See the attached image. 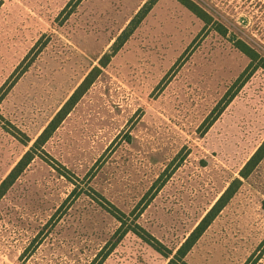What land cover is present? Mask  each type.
Returning <instances> with one entry per match:
<instances>
[{"label":"rangeland","instance_id":"obj_1","mask_svg":"<svg viewBox=\"0 0 264 264\" xmlns=\"http://www.w3.org/2000/svg\"><path fill=\"white\" fill-rule=\"evenodd\" d=\"M191 1L209 24L179 0H0V183L101 69L45 144L50 163L1 199L0 264H167L235 179L185 260L264 264V159L240 176L264 141V69L236 47L264 58V0Z\"/></svg>","mask_w":264,"mask_h":264},{"label":"trees","instance_id":"obj_2","mask_svg":"<svg viewBox=\"0 0 264 264\" xmlns=\"http://www.w3.org/2000/svg\"><path fill=\"white\" fill-rule=\"evenodd\" d=\"M183 5H185L190 11L200 17L206 24L211 22V18L208 16L206 12H204L199 6H197L191 0H179ZM151 4L145 9L141 10L135 18L131 21L129 27L123 32V34L119 37L117 43H115L113 54L116 53L122 44L131 36L133 31L138 27L141 21L146 17L151 9ZM71 11L68 15H71ZM224 34V32H223ZM236 47L243 53H245L251 60V64L255 63L260 64L259 67L264 69V58H261L259 54L249 47L245 42L238 40L236 43ZM112 55H107L105 58L107 62L103 61L102 65L106 66L110 61ZM101 73V69L96 67L94 68L89 75L85 78L83 83L77 88L74 94L68 99V101L63 105V107L55 114L52 120L48 123L42 133L37 137L34 141L31 148L22 156V158L18 161L16 166L11 170V172L7 175V177L0 183V201L5 196V194L10 190V188L14 185L17 179L24 173L26 168L30 165V163L36 158L40 157L46 162L50 163L48 159L51 157L47 154L44 149L45 144L52 137V135L56 132V130L60 127L62 122L66 119L68 114L73 110V108L77 105L81 97L84 93L90 88L95 79ZM231 101V100H229ZM264 159V141L257 148L254 154L250 157V159L244 164L243 168L240 171V176L244 179L250 177V175L254 172L257 166ZM63 168V166H62ZM66 170V168H63ZM59 172H61L59 170ZM62 173V172H61ZM66 173V172H65ZM69 173V172H68ZM66 176V174L62 173ZM242 185V181L240 179H235L231 182L226 191L221 195V197L217 200V202L212 206V208L208 211V213L204 216V218L200 221V223L196 226V228L191 232V234L186 238V240L182 243V245L178 248L175 254L167 250L164 255L167 258H170L167 264H188L185 260L187 254L193 248V246L197 243V241L201 238L207 228L212 224L215 218L219 215V213L228 205V203L235 197L240 186ZM153 199V196L145 203L143 208L140 210L139 214H142L144 209L149 205V202ZM111 208H105L108 212H110L116 219L120 220V216L116 213L119 212L121 215L126 216L123 212H121L116 206L110 204ZM104 207V206H103ZM133 219L134 225L138 230H132L135 234L141 237L143 240L147 241L149 244L154 246L156 249L159 247H164L155 237L146 232L139 224L136 223V218ZM120 231V230H119ZM128 230L126 229L121 233V238H123L127 234ZM158 245V246H156ZM167 248H164V250ZM160 251V250H159ZM162 251V250H161ZM164 252V251H163Z\"/></svg>","mask_w":264,"mask_h":264}]
</instances>
